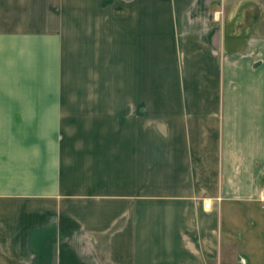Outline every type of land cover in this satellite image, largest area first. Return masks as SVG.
Masks as SVG:
<instances>
[{"label":"crops","instance_id":"crops-1","mask_svg":"<svg viewBox=\"0 0 264 264\" xmlns=\"http://www.w3.org/2000/svg\"><path fill=\"white\" fill-rule=\"evenodd\" d=\"M263 188L264 0H0V264H264Z\"/></svg>","mask_w":264,"mask_h":264},{"label":"built area","instance_id":"built-area-1","mask_svg":"<svg viewBox=\"0 0 264 264\" xmlns=\"http://www.w3.org/2000/svg\"><path fill=\"white\" fill-rule=\"evenodd\" d=\"M260 201H261L262 203H264V188H263L262 191H261ZM208 207H209V204H208V203H205V204H204V208L207 209Z\"/></svg>","mask_w":264,"mask_h":264}]
</instances>
